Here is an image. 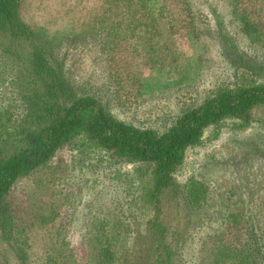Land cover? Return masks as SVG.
Masks as SVG:
<instances>
[{"label":"rangeland","instance_id":"rangeland-1","mask_svg":"<svg viewBox=\"0 0 264 264\" xmlns=\"http://www.w3.org/2000/svg\"><path fill=\"white\" fill-rule=\"evenodd\" d=\"M105 10L102 0H23L20 13L39 26L41 39L62 61L78 94L103 93L112 104L111 114L118 116L120 110L115 106L122 105L123 112L135 114L137 124L150 127L231 78L217 40L205 33L204 18L194 25L198 38L183 37V29L168 27L164 19L157 23L162 38H137L132 33L121 38L120 31L116 38H95L89 33L92 24L88 19L97 14L101 18ZM254 13L264 30V0L255 5ZM240 38H232L238 50L248 51L264 64V44L252 48ZM3 58L0 55V65L6 64L0 68V118L5 124L22 125L25 112L20 85L26 52L17 48L14 58ZM178 65L181 70L169 67ZM257 80L264 83V70ZM246 116L247 124L233 118L205 129L171 175L160 218L176 264H240L245 255L242 226L226 221L225 206L230 198L239 197L238 188L264 182V104ZM22 148L24 142L19 138L8 139L2 146L5 155ZM138 168L130 158L95 147L84 135L66 143L44 168L18 180L8 192L4 209L11 237L6 240L8 236L0 233V264H17L12 247L25 250L28 264H122V249L116 243L110 257L99 254L96 238L80 235L68 220L72 216L81 219L88 202L104 194L128 202L122 213L139 210ZM189 180L203 183L206 191L204 202L192 210L181 195ZM229 193L233 197L227 198ZM48 211L56 214V220L36 227L38 216ZM139 215L141 224L131 222L132 231L138 234L152 210L142 208ZM138 245L139 255L143 257L144 251L148 255L150 243L139 239Z\"/></svg>","mask_w":264,"mask_h":264},{"label":"trees","instance_id":"trees-1","mask_svg":"<svg viewBox=\"0 0 264 264\" xmlns=\"http://www.w3.org/2000/svg\"><path fill=\"white\" fill-rule=\"evenodd\" d=\"M259 1L102 0L105 13L101 18L97 14L88 19L92 24L89 33L95 38H116L119 31L121 38L127 33L137 38H162L157 30L159 19H164L170 28L183 29L185 38H198L199 30L194 25L204 18L208 28L205 33L217 40L221 56L231 68V78L216 84L210 94H202L198 102L179 106L149 127L137 124L135 114L123 112L122 105H113L120 110L118 116L111 114L112 104L101 92L78 94L62 61L41 39L39 26L20 13L23 0H0V55L7 61L15 57L17 48L26 52L20 85L25 112L22 125L5 124L0 118V233L8 236L6 240L11 237L4 209L8 192L18 180L44 168L58 149L84 135L95 147L130 158L139 165V210L151 209L152 215L138 234L132 231L131 222L140 223L139 210L122 213L123 204L128 202L121 201L118 195L110 198L104 194L106 197L88 202L81 219L70 217L69 225L77 228L80 235L96 238L99 254L107 253L110 257V248L116 243L118 250L122 249V264H176L171 246L166 245V230L160 218L162 199L171 186L173 171L205 129L233 118L247 124L248 112L264 104V83L257 82L264 64L248 51L238 50L232 42V38L240 36L249 47L264 44V30L254 13ZM119 21L123 22L121 28ZM2 64L0 68L6 65ZM169 67L181 70L179 65ZM13 138L21 139L24 148L5 155L2 146ZM261 182L237 187L238 198H230L232 193L227 195L230 200L225 206L226 221L232 226H242L243 231L245 255L240 264H264V182ZM181 195L190 210L198 208L206 197L205 186L189 180L181 188ZM56 218V214L48 211L38 216L35 225H51ZM139 239L150 243L146 249L150 251L148 255L144 251L143 257L139 255ZM102 244L106 246L104 249ZM96 246L95 243L93 249ZM10 250L17 264H28L25 250L18 247Z\"/></svg>","mask_w":264,"mask_h":264}]
</instances>
